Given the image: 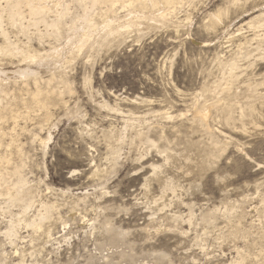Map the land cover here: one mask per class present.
I'll use <instances>...</instances> for the list:
<instances>
[{
    "label": "rangeland",
    "instance_id": "374dc122",
    "mask_svg": "<svg viewBox=\"0 0 264 264\" xmlns=\"http://www.w3.org/2000/svg\"><path fill=\"white\" fill-rule=\"evenodd\" d=\"M157 1L0 0V264H264V0Z\"/></svg>",
    "mask_w": 264,
    "mask_h": 264
},
{
    "label": "bare ground",
    "instance_id": "6f19581e",
    "mask_svg": "<svg viewBox=\"0 0 264 264\" xmlns=\"http://www.w3.org/2000/svg\"><path fill=\"white\" fill-rule=\"evenodd\" d=\"M38 1V0H37ZM100 1V0H99ZM151 2H152V4L153 5H155L156 7H158V4L160 3L159 1H157V0H150ZM184 0H162V3H164V4H167V5H176V4H180V3H182ZM142 2L144 3V4H149V0H142ZM35 3V2H34ZM161 3V4H162ZM145 5V6H146ZM33 7H34V5H33ZM165 7V6H164ZM44 9H40L39 7L35 10V12L37 11V12H41V11H43ZM44 12V11H43ZM44 15V14H43ZM160 17V16H159ZM161 17H163L162 15H161ZM1 18V17H0ZM166 18V17H165ZM220 18V17H219ZM110 22V21H109ZM156 22V21H155ZM125 23V22H124ZM262 23L264 24V21L262 20ZM110 24V23H109ZM110 25H107V27H109ZM126 27V26H125ZM115 30V29H114ZM120 30V29H119ZM6 33V32H5ZM3 34H4V32H3ZM6 35H7V33H6ZM5 36V35H4ZM6 37V36H5ZM7 37H8V35H7ZM7 39V38H6ZM8 44V43H7ZM9 48V47H8ZM0 49H2L1 47H0ZM4 49V48H3ZM2 49V50H3ZM57 54V53H56ZM27 55V54H26ZM57 56V55H56ZM207 114H206V116L204 115V116H201V118L204 120V121H202L203 122V124H204V122L207 120ZM200 118V119H201ZM207 123V122H206ZM18 178H19V176H18ZM18 182H17V193H16V195H14V196H12L11 198H12V200L13 201H24V199H23V193H24V182H23V180L21 179V177L17 180ZM22 203V202H21ZM24 203V202H23ZM30 204V203H29ZM26 205V204H25ZM48 206V205H47ZM29 206H27V208H28ZM50 208V207H49ZM46 218V215H42V217L40 216V218L36 221H34L33 222V226L34 227H37V228H41L42 227V223L44 222V219ZM13 231V230H12ZM12 235H13V233H12Z\"/></svg>",
    "mask_w": 264,
    "mask_h": 264
}]
</instances>
